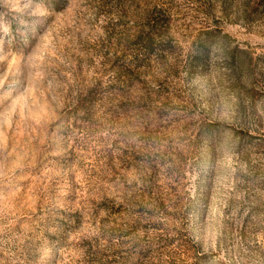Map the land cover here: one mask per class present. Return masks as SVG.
Instances as JSON below:
<instances>
[{
    "label": "rangeland",
    "instance_id": "rangeland-1",
    "mask_svg": "<svg viewBox=\"0 0 264 264\" xmlns=\"http://www.w3.org/2000/svg\"><path fill=\"white\" fill-rule=\"evenodd\" d=\"M0 264H264V0H0Z\"/></svg>",
    "mask_w": 264,
    "mask_h": 264
}]
</instances>
